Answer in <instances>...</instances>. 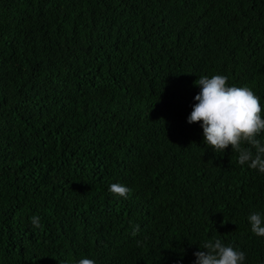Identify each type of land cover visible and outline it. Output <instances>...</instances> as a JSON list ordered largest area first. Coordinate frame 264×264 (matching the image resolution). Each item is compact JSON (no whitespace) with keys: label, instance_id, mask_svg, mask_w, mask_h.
I'll return each instance as SVG.
<instances>
[{"label":"trees","instance_id":"1","mask_svg":"<svg viewBox=\"0 0 264 264\" xmlns=\"http://www.w3.org/2000/svg\"><path fill=\"white\" fill-rule=\"evenodd\" d=\"M215 74L264 108V0H0V264H264V174L186 119Z\"/></svg>","mask_w":264,"mask_h":264},{"label":"clouds","instance_id":"2","mask_svg":"<svg viewBox=\"0 0 264 264\" xmlns=\"http://www.w3.org/2000/svg\"><path fill=\"white\" fill-rule=\"evenodd\" d=\"M222 74L204 75L195 81L199 91L187 116L189 124L200 122L203 143L213 152H225L231 146L237 154V163L264 174V108L260 97L247 86L229 85ZM108 191L117 198L127 199L131 189L121 183H111ZM251 232L264 237V212L253 211L247 216ZM33 228L41 227L38 215L29 217ZM135 236L139 225L131 226ZM202 250L193 253L192 264H245V251L219 238L206 239ZM76 264H95L82 256Z\"/></svg>","mask_w":264,"mask_h":264}]
</instances>
